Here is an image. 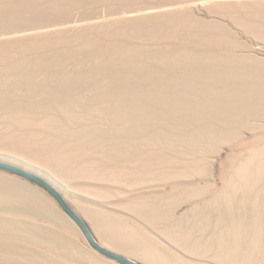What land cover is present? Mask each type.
Returning <instances> with one entry per match:
<instances>
[{"label":"rangeland","instance_id":"rangeland-1","mask_svg":"<svg viewBox=\"0 0 264 264\" xmlns=\"http://www.w3.org/2000/svg\"><path fill=\"white\" fill-rule=\"evenodd\" d=\"M0 158L143 264H264V0H0ZM0 264H120L0 170Z\"/></svg>","mask_w":264,"mask_h":264},{"label":"water","instance_id":"water-1","mask_svg":"<svg viewBox=\"0 0 264 264\" xmlns=\"http://www.w3.org/2000/svg\"><path fill=\"white\" fill-rule=\"evenodd\" d=\"M0 170L19 176L49 193L58 203L65 215L76 224L88 244L98 253L120 264H143L99 242L94 236L87 221L66 199L59 185L45 173H41L40 170L29 164H21L19 161L3 158H0Z\"/></svg>","mask_w":264,"mask_h":264},{"label":"bare ground","instance_id":"bare-ground-1","mask_svg":"<svg viewBox=\"0 0 264 264\" xmlns=\"http://www.w3.org/2000/svg\"><path fill=\"white\" fill-rule=\"evenodd\" d=\"M17 161H19V163H21V164H27L26 162H24V161H21V160H17ZM77 211V210H76ZM78 212V211H77ZM79 213V212H78ZM80 214V213H79ZM81 215V214H80ZM82 233V232H81ZM99 241V240H98ZM100 242V241H99ZM112 249V248H111ZM114 250V249H113Z\"/></svg>","mask_w":264,"mask_h":264}]
</instances>
